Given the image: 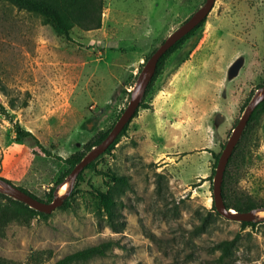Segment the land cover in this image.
<instances>
[{
  "label": "rangeland",
  "instance_id": "obj_1",
  "mask_svg": "<svg viewBox=\"0 0 264 264\" xmlns=\"http://www.w3.org/2000/svg\"><path fill=\"white\" fill-rule=\"evenodd\" d=\"M205 1L103 0L101 27L74 28L68 40L0 2V179L48 203L68 176L52 156L82 152L112 129L149 57ZM241 54L244 66L224 90L226 69ZM151 80L140 102L147 108L76 178L67 205L28 226L9 224L0 258L23 263L31 251H50L52 264L111 241L106 256L74 264H264V212L242 229L211 210L214 156L264 85V0H215ZM17 128L30 136L19 138ZM249 138L225 168L228 200L264 199V114ZM96 192L114 200L111 223Z\"/></svg>",
  "mask_w": 264,
  "mask_h": 264
},
{
  "label": "trees",
  "instance_id": "obj_2",
  "mask_svg": "<svg viewBox=\"0 0 264 264\" xmlns=\"http://www.w3.org/2000/svg\"><path fill=\"white\" fill-rule=\"evenodd\" d=\"M0 2H6L14 6L18 10H22L29 14H33L36 17H39L43 25H48L54 30L57 35L62 36L67 40L69 39L71 30L74 28L82 31H93L99 29L102 24L101 14L103 9V0H0ZM203 22L204 21H202L194 30H192L190 33H188L182 39L176 42L167 52H165V54L160 57L154 71V77H157L160 74L166 59L173 52H175L192 35V33L202 25ZM151 85L152 80L148 83L146 89H149ZM262 85L263 83L260 84L259 88ZM139 108L145 109L147 108V106L144 104H139L138 109ZM137 110L135 111L132 118L137 115ZM262 114H264V101L256 107V109L250 116L246 126V130L243 136L241 137L239 144L232 152V155L242 145H245L250 141L249 135H251V125L257 123L259 117ZM127 126L128 124L124 126L117 139L106 150L107 152L112 150L114 145L118 142L119 138L125 134ZM108 133L109 132L104 133L101 137L95 139V141H92L89 144L85 145L82 152L74 153L73 155L67 158L52 156L47 150L42 148L40 145L38 146L40 148V151L45 156H52L57 162V164L66 168L65 175L67 176L70 171L75 167V165L78 164L80 160L91 150V148L98 145L107 136ZM17 134L21 139H24L25 136H30L28 132H25L20 128H17ZM232 155L228 160V164L232 161ZM218 157L219 155L214 156L215 163L212 173H214V170L216 168ZM93 167L94 164L93 162H91L85 168L93 169ZM81 174L82 172L77 176L78 180L82 179ZM109 176L110 175H108V177ZM224 176H226V172H224ZM110 177L115 183H117L119 188H124L126 186V182L123 178L116 177L114 175H111ZM62 181L63 179H60L54 183V187H52L49 190V193L46 195V202H50L53 199V193L56 187L60 183H62ZM6 182L9 183L8 181ZM19 189L22 192L30 195L34 199H37L36 196L29 193L26 189ZM96 195L98 197V203L103 209L106 219L109 223H111L114 217L113 207L115 206L113 198L107 194H103L100 192H96ZM221 195L226 208L231 209L237 213H246L252 209L264 208V199H259L258 202V199L252 197L250 194H247L246 196H237L234 197L232 200H228L225 194V186L223 182L221 186ZM66 205L67 202H63L61 207H65ZM211 210L215 211L213 203L211 206ZM46 217L47 215L34 211L28 206L0 193V236L4 235L6 227L11 223H17L18 225L28 226L29 223L35 218L45 219ZM249 226H254V223L240 222V227L242 229H245ZM229 244L230 242H223L221 244L220 248L222 250V253H225L228 250ZM111 246V241H105L98 245L86 247L68 255H65L64 257L55 261L52 264H74L77 262H85L93 258L104 257L106 256V253L111 248ZM50 258V251H31L23 263H15L0 258V264H45L50 260Z\"/></svg>",
  "mask_w": 264,
  "mask_h": 264
},
{
  "label": "water",
  "instance_id": "obj_3",
  "mask_svg": "<svg viewBox=\"0 0 264 264\" xmlns=\"http://www.w3.org/2000/svg\"><path fill=\"white\" fill-rule=\"evenodd\" d=\"M215 0H206L205 3L181 26L176 28L173 32H171L168 37L160 44V46L152 53L149 57L148 61L143 66L140 74L138 75L136 82L133 88V97L129 100L126 108L122 111L118 120L109 131L107 136L96 146L92 147L91 150L80 160L78 164L70 171L68 176L64 179L62 183H60L54 193L53 199L48 202H41L37 199H34L30 195L22 192L19 188L10 183H7L5 180L0 179V193L17 201L30 209L37 211L39 213L48 215L53 212L55 209L60 208L68 197L70 191L75 184L77 176L84 170V168L93 162L96 158L102 155L109 146L117 139L122 129L129 121L132 119L135 111L138 109V106L142 100L143 94L147 88V85L154 74L156 65L160 59V57L165 54L176 42L182 39L185 35L194 30L202 21L205 20L209 12L211 11ZM244 66V55L241 54L237 56L231 64L228 66L225 72V80H224V90L226 86L235 80L241 69ZM264 101V85H262L250 99L248 104L245 106L244 111L238 120L235 127L232 129L231 135L229 136L226 144L221 151L217 165L214 171L213 176V188H212V203L215 209V212L221 217L235 221V222H254V214L256 212H264V208H256L252 209L246 213H237L231 209H227L224 205L222 195H221V186L223 181V176L225 172V168L227 166L228 160L232 155L237 143L239 142L242 133L244 132L246 125L250 116L256 107ZM104 110H100L99 116L101 117ZM92 127L91 124H88L85 128L86 130H90ZM67 184V190L65 194L62 196H56L57 190ZM264 220V218L260 219Z\"/></svg>",
  "mask_w": 264,
  "mask_h": 264
},
{
  "label": "bare ground",
  "instance_id": "obj_4",
  "mask_svg": "<svg viewBox=\"0 0 264 264\" xmlns=\"http://www.w3.org/2000/svg\"><path fill=\"white\" fill-rule=\"evenodd\" d=\"M66 184H64L62 187H61V189H60V191H64L65 189H66Z\"/></svg>",
  "mask_w": 264,
  "mask_h": 264
}]
</instances>
